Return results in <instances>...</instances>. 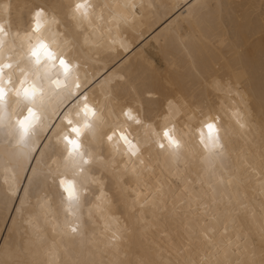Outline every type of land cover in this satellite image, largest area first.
I'll list each match as a JSON object with an SVG mask.
<instances>
[{
	"label": "bare ground",
	"instance_id": "bare-ground-1",
	"mask_svg": "<svg viewBox=\"0 0 264 264\" xmlns=\"http://www.w3.org/2000/svg\"><path fill=\"white\" fill-rule=\"evenodd\" d=\"M108 2L112 3L113 0ZM173 2L174 0H156L158 4ZM224 2L236 6L232 13L240 27L233 31L234 42H241L245 48L251 49L248 59L250 76L243 87L251 97L254 114L252 127L248 132L239 130L228 114L233 98L229 95V81L233 86L236 83L232 67L240 63V57L233 49L221 46L215 52L207 53L200 61V67H193L181 49L161 50L155 36L166 18L161 17L148 27L150 13L146 15L143 25L137 23L135 31L124 30V36L132 45L127 52L108 54L104 50L81 43L82 35L75 31L68 20V5L64 0H14L11 13L13 29L26 31L30 24L31 12L43 7L61 18L66 35L75 42L72 55L80 60L89 79L93 82L102 80L110 73L120 70L121 74L126 75L129 83L135 86L136 92L133 94L127 85L119 89L114 86L113 95L119 103L113 101L109 106H114L117 112L124 104H134L138 96L142 104L143 120L153 123L159 130V117L163 114L165 100L180 93L189 99L191 105H199L202 110L219 115L225 129L224 154L219 156L218 160L214 159L210 168L201 162L203 152L195 137L185 136L186 148L175 157L156 151L152 146L146 147L145 159L152 165L153 171L151 174L145 171L139 178L121 167L123 161L120 159L116 160L114 166L107 146H101L105 163L90 166L89 173L99 175L103 170L106 195L96 201L94 196L100 195V192L98 187H93L92 195L85 198V228L82 236L68 238L61 236L59 231H52L54 220L63 223L60 193L55 189H48L53 195L51 210H37L35 202L32 203L30 211L34 216V225L42 229L41 234L46 237L48 245L55 243L57 249L61 250L62 257L64 247L78 251L83 246L85 250L93 253L98 262L103 261L104 264H112L114 255L120 264H142L146 257L153 259V264H163V254L161 259L156 260L157 249L154 245L167 248L173 243L187 242L192 245V251L195 253L192 255L195 264H201L198 250L205 249L207 245L203 233L208 232L214 244L226 247L229 238L234 242V231H229L226 235L222 232L225 224L229 227L235 225L242 238L247 232L249 245L255 244L257 251L264 250V241L257 239L258 235L254 236L259 233L260 227L264 226V217L261 215L264 194L259 184L260 178L249 171L251 167L264 174V159L261 158L264 156V127L261 125L264 124V42L260 38L258 20L253 27L248 19L249 10L242 6L251 0ZM255 2V11L258 13L259 0ZM175 13L180 15V9H176ZM242 15L244 19H241ZM209 67L212 69L211 73L208 72ZM84 74L82 72V75ZM201 77L207 81L216 77L220 82L219 90H194V85H201ZM168 84L172 87H168ZM148 91L157 93L158 98L148 97ZM95 98L105 102L98 87ZM59 99L56 95L48 97L47 111L50 119L46 118V124H60L59 117L53 115V112L66 108V105L59 104ZM107 119L108 123L100 129L101 134H106L113 125L112 118L109 116ZM198 121L199 113L197 119L191 122L187 120V116H183L177 121V128L181 135H185L189 131L185 125L191 124L195 128ZM132 131L139 139L145 140L144 129L133 126ZM51 135L50 130L41 131V143H45L46 137ZM85 143L95 149L90 138L86 139ZM2 152L3 146L0 145V154ZM131 166L129 165V168ZM23 175H30V172ZM176 176L180 177L179 182L176 181ZM229 179L232 181L231 185L228 184ZM188 180L191 183H188ZM26 184L27 181L24 180L21 189ZM38 189L39 185L33 187V195ZM3 191V185H0V196ZM20 195H23L22 190ZM236 200L250 204L256 210L255 217L250 220L246 214L235 216L233 210L237 208ZM4 215L6 219L8 214ZM233 219L235 224L230 223ZM7 226H10V223ZM210 229L215 231L211 232ZM113 231H118L125 237L119 244L118 254L115 253V248L108 246ZM0 236H8L4 220H0ZM148 249L151 251H147ZM230 259L235 260L237 257L230 256Z\"/></svg>",
	"mask_w": 264,
	"mask_h": 264
},
{
	"label": "clouds",
	"instance_id": "clouds-1",
	"mask_svg": "<svg viewBox=\"0 0 264 264\" xmlns=\"http://www.w3.org/2000/svg\"><path fill=\"white\" fill-rule=\"evenodd\" d=\"M64 2L68 5L67 18L71 21L75 31L82 35L81 43L83 45L104 50L113 55L123 51L117 41L127 43L129 48L132 46L123 32L125 29L132 30V26L137 21L130 17L125 23L117 15L120 10L118 6L124 0H113L112 3H109L108 0H64ZM128 2L135 6L134 11L144 15L153 13L158 6L156 0H128ZM8 3L9 0H0V68H2L0 84L3 86L6 108L9 113L20 114V110H26L29 106L36 113L38 119H33L29 131V139H35L40 137L41 126L49 115L47 111L48 97L75 92L74 85L79 82L83 88L88 77L80 60L72 55L75 42L66 35V29L58 15L43 7L36 8L30 14V24L27 30L19 31L13 29L11 16L5 11ZM61 58L66 62L63 65L60 63ZM82 72L85 74L82 75ZM215 80L217 78L213 77L211 81H206V88L217 91ZM168 87H172V85L168 84ZM32 97H35L34 102L31 100ZM232 97L228 114L239 130L248 132L252 127V116L237 97L234 95ZM151 98H158V94L153 93ZM87 103L91 107H86L81 101L79 106L72 107L70 111L67 108L59 111L61 115L67 113V119L72 121L73 125L79 126L81 135L78 139L82 145L83 156L88 160L87 164L81 165L85 169L84 173H78L73 169L72 174L67 178L75 180V188L71 183H66L64 185L66 191H63L58 186L54 188L52 181H49L48 189L53 188L60 193L59 203L63 211V223L54 220L53 226H56L54 233L59 231L61 236L75 238L84 234V201L86 197L92 195L93 187H98L99 192L102 190L106 195L103 170L99 175L89 173L90 166L105 163V156L101 154L100 150L101 146H107L114 166L117 159L122 160L121 167L136 178L141 177L145 171L149 174L153 171L152 165L148 164L145 159L146 147L152 146L156 151L175 157L186 148L185 136L195 137L203 152L201 162L208 165L209 168L214 159L218 160L219 156L224 154L225 129L220 116L202 110L199 105H191L189 99L180 93L165 100L163 114L159 117L160 128L157 130L156 127H153L155 134L151 137V144L139 139L132 131L133 126L140 128L135 122L137 119L143 121L141 101L124 104L120 107L119 112L113 106L112 108L118 114V119L111 117L113 125L106 134L100 132L101 127L108 123L109 115L105 108V102L97 103L95 99L90 98ZM169 103L174 106L171 113L168 111ZM93 109H95L94 113ZM129 110V116L119 114L121 111L129 112ZM198 113V125L193 128L191 124H186L185 127L189 131L185 135H181L177 128V121L183 116H187L189 122L194 121L197 119ZM121 134H123V138ZM64 135H74L66 123L57 130V136L53 142L58 151L63 156H67L66 145L63 141ZM109 135L112 136L111 140L107 139ZM89 138L92 141L91 145H95V149L85 143ZM5 139H7L6 136L0 137V140ZM98 140L99 142H97ZM158 142H164L163 150L157 147ZM129 165L132 166L129 168ZM53 168L55 169V165ZM13 170L9 163L0 164V185H3L4 191L8 189L6 181L11 179ZM93 180L96 182L93 183ZM231 183L232 181L229 179L228 184L231 185ZM48 189L39 193L38 199L31 198V202H35L37 210H51L53 195ZM97 197L100 195L95 194L94 196V199L99 201L101 197L99 199ZM138 201L139 193H137ZM236 204V216L246 214L250 220L255 217L256 210L250 204L241 203L239 200H236ZM261 215L264 217V208H261ZM32 219L34 220V216ZM73 227H76V232L72 231ZM227 227L229 231L235 232L234 244L241 245L243 241L239 239L240 231L235 228V225L232 227L227 225ZM124 239L122 233L113 231L109 237L108 246L118 249L120 242ZM244 239H249L247 232L244 233ZM257 239L261 240V237L258 236ZM248 251L249 255H252L253 248L249 247ZM262 251L264 250L257 251L255 248V259L251 264H264ZM230 256L221 255L217 260H213L212 264H221V261L223 264H250L247 258L238 262L237 259H230Z\"/></svg>",
	"mask_w": 264,
	"mask_h": 264
},
{
	"label": "snow or ice",
	"instance_id": "snow-or-ice-1",
	"mask_svg": "<svg viewBox=\"0 0 264 264\" xmlns=\"http://www.w3.org/2000/svg\"><path fill=\"white\" fill-rule=\"evenodd\" d=\"M14 0H9L5 11L11 16L13 10ZM249 10L248 19L251 21L253 27L256 26L258 20V28L261 41L264 42V0H259L258 13H256L257 4L255 0L242 5ZM111 7V5H108ZM117 15L128 22L129 18H134L137 23L143 25L146 15L134 11V5L124 0L119 6ZM235 5H227L224 0H174L173 3H160L157 9L151 13L148 27H151L161 17H165L164 24L157 30L155 39L160 45L162 51L179 48L183 51L186 58L192 62L193 67H200V61L205 58L207 53L215 52L219 47L233 49L240 57V63L233 65L232 75L235 77L236 83L233 86L229 81V95H234L245 105L249 110L250 115L254 116L251 107V97L248 92L243 90L244 83L249 79L250 73L248 71V59L251 56V49L245 48L243 43H235L233 38V31L240 27V23L233 16L232 9ZM180 9V15H176L175 10ZM39 15V13H38ZM241 19H244L243 15ZM136 24L132 26L135 31ZM120 47L124 52L129 50V45L120 42ZM115 58V57H113ZM60 63L63 65L66 62L61 58ZM125 66V65H124ZM122 66V68L124 67ZM149 66L151 63L149 61ZM121 68V69H122ZM203 71V68H201ZM212 69L209 67L208 72ZM0 75H2V68H0ZM199 76V73H197ZM202 83L200 86L194 85V90L198 88L206 89V79L201 77ZM117 82H121L117 84ZM216 90H219V80L214 81ZM127 85L128 89L135 94L136 88L130 84L126 75L118 72L110 73L102 80L93 82L87 78L85 86L82 88L79 82L74 87L75 92L61 93L58 96L59 104H65L68 111L74 106H79L81 101L86 107H91L87 102L90 98L95 99L97 103L96 89H100V96L105 103V108L108 110L110 117L118 119L117 112L110 107L111 102L119 103L113 95L114 86L119 89L121 86ZM154 92L148 91L146 95L152 97ZM32 102L35 97L31 98ZM140 98L137 96V100ZM59 104L57 107H59ZM174 106L169 103L168 111L171 113ZM95 109H93V113ZM119 114L124 116L130 115L129 112L121 111ZM53 115L59 117L60 124L44 123L42 131L50 130L51 136L46 137V142L41 143V137L29 139V131L32 127L33 119H38L32 107H27L26 110H20V114L15 112L9 113L6 108L4 99V90L0 84V137L6 136L7 139L0 140V145L3 146V152L0 154V164L9 163L12 166L13 172L11 179L6 181L8 183L7 191H3L0 196V220H4L6 224L7 238L0 236V264H104L103 261H97L91 251H87L80 247V249L72 250L68 247L63 248V257L61 250L57 249L55 243L48 245L46 237L42 235V229L33 224V214L30 211L32 207L31 198L48 189L49 181H52L53 187L64 189L66 183H71L75 188V180H68V176L72 174V170H77L78 173H84L85 169L81 166L87 164L88 160L84 158L82 145L78 137L81 135L80 128L73 125L72 121L67 119V113L61 115L59 111L53 112ZM50 119V117H47ZM217 118H219L217 116ZM168 119V117H165ZM136 124L145 130V142L151 144V137L153 132V123H147L144 120L137 119ZM70 126L73 136L64 135L63 141L66 145L67 156H63L53 142L57 136V129L62 124ZM264 127V124H261ZM7 129V131H5ZM115 134V133H114ZM122 138H123V134ZM167 135V133H165ZM18 137V138H17ZM108 140L112 136L107 137ZM157 147L164 149V142H158ZM79 157V159H77ZM264 159V156L261 157ZM55 165V169L53 168ZM71 171V174H69ZM249 171L259 177V184L264 194V174L257 169L249 167ZM30 172V175H23ZM54 178V179H53ZM176 181H180V177L176 176ZM26 180V186L21 189V184ZM96 181L93 180V183ZM191 183L190 180L187 181ZM39 185L38 191L33 195V187ZM102 189V185H101ZM21 190L23 195H20ZM104 195L100 192V197ZM100 197H97L99 199ZM246 207V206H245ZM234 213L236 209L233 210ZM11 213H14L12 215ZM8 214L6 219L5 215ZM236 216V215H235ZM10 223V226H7ZM235 224V219L231 221ZM52 231H56V226L52 227ZM76 232V227L72 228ZM209 231L214 232L215 229ZM229 232L227 224L223 226V233L226 235ZM260 236L264 241V226H261L259 233L254 236ZM204 239L207 241L205 249L198 250L200 253L201 264L205 262L217 260L219 256H235L237 261L241 262L244 258L250 262L255 259V244L249 245L248 239L239 237L243 243L239 246L235 245L232 238L227 240L226 247L223 245L214 244L208 232L203 233ZM157 249L156 260L162 258L163 264H195L192 255V245L187 242L180 244L173 243L171 246L165 248L159 245H154ZM249 247L253 248L252 255H249ZM119 249H115L118 254ZM147 251H151L148 249ZM239 253V255H237ZM264 255V251L261 253ZM166 256V258H165ZM112 264H120L116 255L113 257ZM142 264H153V259L146 257Z\"/></svg>",
	"mask_w": 264,
	"mask_h": 264
}]
</instances>
